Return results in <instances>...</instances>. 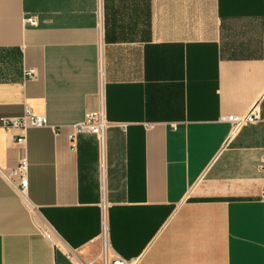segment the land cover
Here are the masks:
<instances>
[{
	"label": "crops",
	"instance_id": "1",
	"mask_svg": "<svg viewBox=\"0 0 264 264\" xmlns=\"http://www.w3.org/2000/svg\"><path fill=\"white\" fill-rule=\"evenodd\" d=\"M100 107L103 144L71 151ZM25 110L46 126L0 123V264H101L102 238L136 264H264V0H0V119Z\"/></svg>",
	"mask_w": 264,
	"mask_h": 264
},
{
	"label": "built area",
	"instance_id": "2",
	"mask_svg": "<svg viewBox=\"0 0 264 264\" xmlns=\"http://www.w3.org/2000/svg\"><path fill=\"white\" fill-rule=\"evenodd\" d=\"M24 25L29 27H36L37 22L34 18H26L23 21ZM35 72L33 70H27L24 73V78L27 81L35 78ZM258 113L255 109H252L248 114L244 116H229L221 118V121L230 125V136L234 135L239 129L247 125H251L258 121ZM0 123L4 129H18L24 131L28 128H41L46 126V120L43 117L32 115L28 110L20 118L13 119H0ZM109 127V123L106 121L104 116L103 108L100 107L96 112L86 113L83 120L72 127V132L69 136V147L71 151L76 150V141L80 135H90L97 138L100 145L103 144L104 133ZM16 145L23 143V138L19 137L16 139ZM264 166V160L261 161ZM26 170L27 163L24 158H21L12 176L19 179L20 193L23 195L26 189ZM260 201L264 203V189L260 192ZM42 237L50 243L54 248L57 246L54 243V235L51 231L42 232ZM108 247L105 238H102L101 252L97 258V262L101 264H136V260H123L120 257L113 255L111 258L108 257ZM64 264V263H60Z\"/></svg>",
	"mask_w": 264,
	"mask_h": 264
}]
</instances>
